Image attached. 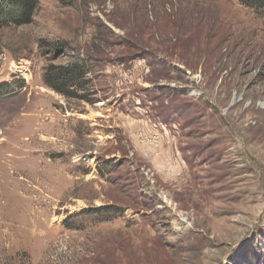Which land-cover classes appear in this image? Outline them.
Wrapping results in <instances>:
<instances>
[{
  "label": "rangeland",
  "instance_id": "obj_1",
  "mask_svg": "<svg viewBox=\"0 0 264 264\" xmlns=\"http://www.w3.org/2000/svg\"><path fill=\"white\" fill-rule=\"evenodd\" d=\"M0 29V264H264V8L37 0ZM81 63V98L45 82Z\"/></svg>",
  "mask_w": 264,
  "mask_h": 264
},
{
  "label": "trees",
  "instance_id": "obj_2",
  "mask_svg": "<svg viewBox=\"0 0 264 264\" xmlns=\"http://www.w3.org/2000/svg\"><path fill=\"white\" fill-rule=\"evenodd\" d=\"M251 8H264V0H240ZM37 0H0V29L9 25L31 22L37 8ZM89 69L81 63L51 66L45 73V82L55 91L68 98H81V91L90 83L86 79Z\"/></svg>",
  "mask_w": 264,
  "mask_h": 264
}]
</instances>
